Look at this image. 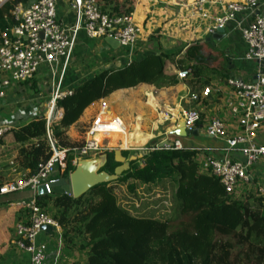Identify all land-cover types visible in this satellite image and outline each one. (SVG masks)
<instances>
[{
	"label": "trees",
	"instance_id": "16d2710c",
	"mask_svg": "<svg viewBox=\"0 0 264 264\" xmlns=\"http://www.w3.org/2000/svg\"><path fill=\"white\" fill-rule=\"evenodd\" d=\"M25 1L10 0L0 8V29L14 24L10 12ZM106 4L119 15L130 14L122 13L119 0H107ZM206 46L207 43L191 46L180 60L176 58L183 48L165 50L159 47L147 56L133 59L130 64L102 69L75 87L70 95L58 100L56 111L63 114L58 121L52 122L50 129L57 145L69 150L66 170L59 171V177L67 180L76 169L73 165L75 150L82 147L96 113L82 131L81 140H73L68 133L71 127L78 125L86 110L100 106L102 100L119 90L147 85L160 91L176 86L179 80L165 72L168 63L176 64L180 70L193 71L194 77L203 76L202 64L208 61L216 69L220 62L216 56L218 52L204 51ZM32 86L37 89L36 85ZM26 88L24 84L23 90ZM132 133L126 130L122 137L108 136L103 146L105 149L110 144L114 146L118 139L125 144ZM6 137L13 140L18 154L12 165L0 170V187L12 166L30 177L52 154L45 117L8 131L0 138V147L7 144ZM8 151L6 147L1 153ZM134 153L122 151V156L129 160ZM98 154L107 155L102 171L110 175L122 165L115 160L114 150L106 149ZM196 155L197 151L190 148L170 150L150 146L147 151L139 152L137 160L130 163V169L115 182L128 183L129 192L135 194L139 185L154 187L171 181L176 185L171 199L173 220L161 222L132 216L118 206L111 183L99 184L78 199L65 194H37L36 202L41 208H53L68 243H74L76 238L80 241V249H89L87 264H264V200L252 196L229 197L217 177L200 172ZM96 197L100 200L96 201ZM177 221L179 228L171 233Z\"/></svg>",
	"mask_w": 264,
	"mask_h": 264
},
{
	"label": "built area",
	"instance_id": "2783aa9c",
	"mask_svg": "<svg viewBox=\"0 0 264 264\" xmlns=\"http://www.w3.org/2000/svg\"><path fill=\"white\" fill-rule=\"evenodd\" d=\"M10 0H0V8ZM160 0H153L157 3ZM68 6L73 13L72 24L66 25L58 13V0H26L14 7L10 12L14 24L0 29V138L8 131L17 129L22 123L35 119L46 118L47 140L51 148L50 159L38 166L36 174L18 179L0 187V196L18 192L31 191L34 199L28 205L29 219L15 226L16 245L30 255V264H58L49 261L50 246L47 243H37V238L43 232L44 226H51L56 232V257H61L65 245L63 229L57 220L45 208L37 205L38 188L44 186L46 194L54 196L53 185L60 179L58 172H64L67 167L69 150L57 145L50 125L55 122L56 103L70 93H63L65 79L72 67L74 54L82 37L89 40L105 41L112 38L119 42L120 58L130 64L135 59L137 47L144 31L142 25L133 14L113 16L105 13L95 0H69ZM208 0H196L193 7L198 13L200 23H207L204 32L212 36L217 31L225 32L231 24L249 11L251 17L246 24L239 25V34L246 46L244 59L260 68L255 79L244 81L235 77L227 79L226 84L234 93L235 99L230 105L232 116L238 121L241 135L231 136L227 132L224 121L212 119L205 128L206 134L212 139L223 141L226 154L237 153L242 160L226 157L223 160L208 159L199 164L202 174L215 176L225 189L227 195L236 199V194L242 184H248L252 178L250 171L264 160V144L258 138L264 132V0H234L223 7L217 17H210L204 10ZM200 24V25H201ZM198 27H200L198 25ZM43 77L52 88L49 100L44 106L36 100H24L17 95L18 88L27 84L24 91L29 93L35 80ZM190 77L186 70L178 71L176 78L185 81ZM210 88H205L201 94L189 95L191 102H199L211 95ZM107 99L100 102V113L91 124L81 148L76 149L73 165L80 160H89L106 149L112 151L117 146L121 151H147L148 145L128 147L122 139H118L114 147L104 148V140L108 136H122L130 129L118 117L106 116L108 112ZM183 126L188 135L197 130L201 116L196 110L182 111ZM169 136V132L167 133ZM169 141V138L165 139ZM165 142V141H164ZM166 144L165 149L181 150L188 148L179 140ZM160 144V143H159ZM159 144L152 145L159 149ZM122 146V147H121ZM195 151L201 149L190 148ZM79 152V155L77 153ZM256 198L264 200V187L257 188ZM71 196V195H70Z\"/></svg>",
	"mask_w": 264,
	"mask_h": 264
},
{
	"label": "crops",
	"instance_id": "0c3cea01",
	"mask_svg": "<svg viewBox=\"0 0 264 264\" xmlns=\"http://www.w3.org/2000/svg\"><path fill=\"white\" fill-rule=\"evenodd\" d=\"M68 1L69 0H58V13L61 17V20L66 25L72 24L74 20L73 13L70 11L67 4ZM231 1L234 0H208V4L204 6V10L208 11L210 17L214 18L219 16L223 11V7ZM95 2L105 13L113 16H120L119 14L115 13L112 8L107 6V0H95ZM195 2L196 0L180 1V5H182L181 14L185 13V15H187L189 19L194 23L193 36L195 37L190 36L191 38H187L185 35L181 34L178 36L177 34H175L171 40L159 35L158 37L153 35L154 37L144 38L146 34V27L141 24L144 32L142 33V36L140 38V43L136 50L135 59L147 56L148 54L160 49L159 47L164 48L165 50H170L174 47H181L183 48V52L176 58V60H180L184 57V52L191 46H202V44L207 43V46L203 48L204 51L208 50L209 52L210 50L213 53L218 52L216 53V56L219 58L220 62L216 64V69H214L213 66L209 65V62L207 61L206 64L204 63L202 64L203 66L201 65V67H204L203 76L194 77L193 71L190 72V70H186L190 72V77L185 81L180 80L176 86L170 88L156 91L151 86L141 85L133 89L119 90L106 98L109 107L106 116L120 118L128 127V129H130L131 133L137 129L136 132L130 134L127 137L124 144L125 146L127 145L128 147L136 148L143 145H149L150 147L157 143L162 144L164 143V141H166L165 139L169 138L170 142L179 140L184 144V146L188 148L201 149L197 152L195 158L198 166L200 163H203L205 160H208L210 158L223 160L227 156L232 159L241 161L242 157L237 153L227 155L225 152L226 147L224 142L208 137L205 128L212 119L218 118L224 121V123L226 124L227 132L229 135H241V128L238 124V121L232 116L230 112V105L235 99L234 93L229 89L226 81L230 76L242 79L244 81H253L255 79L257 71L259 72L262 69L256 64L247 62L244 59L246 46L243 43L238 30L239 25L246 24L251 15L249 11L241 15L237 19L236 24H231L229 28H227L225 32H223V39L213 44V40L208 41V38H210L211 36H207L204 32V29L209 21L201 24V21L198 19V17H192L194 13H198L196 7H193ZM173 9L174 8L168 10L173 11ZM138 19L140 21V18H137V21ZM198 25L200 27H198ZM86 47V51L88 50L87 54L92 59L90 64L91 66H94L92 67V73L90 72L84 75L87 76V78H84L83 81H78L80 78L79 75H82L83 72H79L77 73L79 75H75L76 79L78 80L65 79L62 88V92L65 94L70 92L72 93L75 87L93 78L99 71L104 68H108L114 65L117 66L128 64L125 60H121L120 58H118L120 56V48L118 50H114L110 46H108L105 41L89 40L85 37H82L80 40V44L74 54L73 63L76 59L82 57L83 55H86V51H84V48ZM93 47L95 49H93ZM194 56L195 58H197L196 62L198 63L197 53H195ZM193 64L194 62H192L191 66H193ZM84 71H88V69H84ZM178 71L182 70L178 69V66L176 64H167L165 72L168 76L176 77ZM71 72L72 71L70 69V72H68L66 78H68ZM33 85H36L37 89L32 86L30 94L27 92L23 94L22 92L21 94L17 95L23 96L25 98L24 100L29 101L34 100L35 98L41 99L39 104L44 106L46 100H49V98L51 97L52 88L47 85L45 79L41 76H39L35 80ZM205 88H210L212 91L211 95L208 98H205L196 103L190 101V94H201V92ZM183 110L198 111L201 116V123L199 124L197 130L188 135L186 138L168 137V132L174 131L180 127H184L183 120L181 118ZM95 113L96 116L100 113L99 105H94L86 110L78 125L70 128L68 134L73 140L79 141L82 139V131L90 123V120ZM59 114L61 118L63 112L59 111ZM144 129H148V131L145 132ZM152 130L154 131L151 132ZM151 137L155 138L156 140H153ZM258 141L259 143L264 144V132L260 134ZM6 142L7 144H5V146L0 147V170L3 168V166L12 165L18 154V149L16 148V145L13 144V140L10 137H6ZM6 147L9 151L1 153L2 150L6 149ZM111 149L112 148H110V150ZM113 150L116 151L115 149ZM133 152L139 153V151ZM104 155L105 154H100L98 157L94 156L90 159H99ZM7 172H10L9 175L11 173L15 175L13 179L6 177L7 180L3 185L23 176V174L18 172V169L14 166H12L11 170ZM250 174L252 180L248 184H242L240 186L236 194V199H245L246 197H251L250 194L252 195L254 190L256 191L257 188L259 189L260 187H264V160L256 165L250 171ZM57 177L60 178L58 174ZM126 185L128 187V183ZM110 186L118 187L119 184L113 182L110 184ZM152 188L153 187H151L150 185H139L136 191L139 195H137L139 201L146 200V198L149 199V194L151 193L149 191ZM54 189L57 190V192L54 193V196L64 194L60 187ZM132 196L135 197V194H132ZM33 199L34 196L31 191L9 194L3 196V198L0 199V264H30V255L16 245L17 235L15 232V226L19 222L28 221L30 215L28 205L33 201ZM130 199L135 203V207H131L132 210L137 212V208H139L140 202L132 197ZM46 210L55 218V212L52 207H49ZM50 210L53 213L50 212ZM133 215L137 218H146L144 214H140L139 216L132 214V216ZM55 233L56 232L54 230L51 234L43 231L37 238V243H47L50 246L51 253L48 256V259L51 263H88L89 249H80V241L76 238L74 240V243H68L64 238L65 245L62 249L61 257L58 261H56L55 253L57 250V238L55 237Z\"/></svg>",
	"mask_w": 264,
	"mask_h": 264
},
{
	"label": "rangeland",
	"instance_id": "374dc122",
	"mask_svg": "<svg viewBox=\"0 0 264 264\" xmlns=\"http://www.w3.org/2000/svg\"><path fill=\"white\" fill-rule=\"evenodd\" d=\"M180 1L181 0H160L157 3H153V0H119V3L121 7L120 10L122 11V13H130L133 14L136 19L140 18V21L139 19L138 21L140 22V24L146 27V34L144 38L152 37L153 35H159L161 37L163 36L164 38L166 37L171 40L175 34H177L178 36L182 34L185 35L187 38H191L190 36H193L194 23L189 19L187 15H185V13L181 14L182 5H180ZM171 8H174L173 11L168 10ZM86 49L87 47L84 48V51H86ZM93 49L95 48L93 47ZM85 53L86 55H83L82 57L75 60L71 67L72 72L68 76V78H66V80L76 79L75 75H79L77 73L83 72L82 75H79V80L76 79L78 81H83L84 78H87V76L84 75L90 72L92 73V67H94L90 64L92 59L87 54L88 50ZM84 69H88V71H84ZM17 92V94H21L22 92L24 94L25 92L23 90V86H20ZM21 98L25 99L23 96H21ZM34 100L38 102L41 101V99L36 98ZM54 119H56V121L60 119L59 112L55 113ZM154 130H152L151 132H153ZM144 131L147 132L148 129H144ZM152 139L156 140L155 138ZM115 150H121V148L117 146ZM9 173L10 172H7L6 177L13 179L15 174L13 175L11 173L9 175ZM175 186L176 185L172 184V182L169 180L163 181L159 186H154L152 189H150L149 192L153 193L149 194V199L146 198V200L139 201V198L137 197V192L135 193V197H133L132 193L129 192V189L126 184H119V186L115 187L114 189V196L117 198L118 206L129 212L131 215L135 214L139 216L140 214H144L146 218H154L160 220L161 222H166L175 219L174 210L171 208V199H173ZM52 191L53 193L57 192L56 189H53ZM255 193L256 191L254 190L253 194H250V196L257 197ZM131 197L135 198L140 202V206L139 208H137V212L132 210V208L135 207V203L132 202V200L130 199ZM99 200L100 198L96 197V201ZM50 212L52 211L50 210ZM179 225L180 224L177 221V224L174 225L175 227H173V231L171 230L170 232L176 233L179 228Z\"/></svg>",
	"mask_w": 264,
	"mask_h": 264
},
{
	"label": "water",
	"instance_id": "95a60500",
	"mask_svg": "<svg viewBox=\"0 0 264 264\" xmlns=\"http://www.w3.org/2000/svg\"><path fill=\"white\" fill-rule=\"evenodd\" d=\"M224 34L222 30L217 31L214 35L208 38V41L213 40L215 42H219L223 39ZM105 43L110 46L114 50H118L120 45L119 42L112 39L106 38ZM264 63V62H263ZM170 137H178V138H186L188 134L186 133L184 127H180L174 131L169 132ZM166 144L173 145L172 142L165 141L160 144V148H164ZM79 155V152L77 153ZM138 153L135 152L134 155L126 160L122 156L121 150L115 151V160L122 165L117 167L114 174L110 175L101 169L107 163V156L104 155L99 159H89V160H80L74 172L69 175V178L60 179L55 185L54 188L60 187L64 194L71 195L73 198L78 199L81 196L85 195L88 191L93 189L99 184L104 183H113L116 182L119 177L127 170L130 169V163L137 159ZM46 189L44 186L38 188V195H45ZM54 230L51 226H44L43 231L48 233H52Z\"/></svg>",
	"mask_w": 264,
	"mask_h": 264
},
{
	"label": "flooded vegetation",
	"instance_id": "af4514ba",
	"mask_svg": "<svg viewBox=\"0 0 264 264\" xmlns=\"http://www.w3.org/2000/svg\"><path fill=\"white\" fill-rule=\"evenodd\" d=\"M138 154H139V153H138ZM133 155H134V154H133ZM133 155H132V156H133ZM132 156H131V157H132ZM131 157H130V158H131ZM137 158H138V156H137ZM136 160H137V159H136Z\"/></svg>",
	"mask_w": 264,
	"mask_h": 264
},
{
	"label": "bare ground",
	"instance_id": "6f19581e",
	"mask_svg": "<svg viewBox=\"0 0 264 264\" xmlns=\"http://www.w3.org/2000/svg\"><path fill=\"white\" fill-rule=\"evenodd\" d=\"M122 137V136H121ZM115 145V144H114Z\"/></svg>",
	"mask_w": 264,
	"mask_h": 264
}]
</instances>
